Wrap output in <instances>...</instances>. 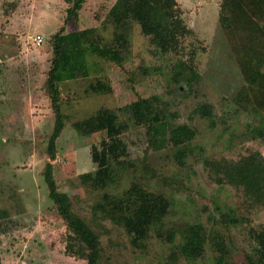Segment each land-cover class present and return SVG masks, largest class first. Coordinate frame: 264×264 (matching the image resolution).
<instances>
[{"label":"rangeland","instance_id":"1","mask_svg":"<svg viewBox=\"0 0 264 264\" xmlns=\"http://www.w3.org/2000/svg\"><path fill=\"white\" fill-rule=\"evenodd\" d=\"M114 1L84 0L75 21L63 25L67 5L61 0H0V264H84L64 254V224L42 179L53 126L43 82L50 60L48 41L60 27L65 32L95 28L103 42L113 43L107 12ZM219 2L176 0L189 31L180 42L179 54H159L138 26L129 23L120 67L84 54L83 74L59 84L66 120L55 141L52 177L57 190L71 201L72 212L97 235L101 264H168V255L179 241L177 231L192 224H201L208 235L217 231L230 249L232 264H245L253 246L249 229L264 228V208L255 210L248 223L227 230L216 224L214 203L224 210L234 206L238 196L228 186L211 184L201 164L202 158L236 160L246 150L264 156V145L246 134V126L254 124L252 118L235 104L243 82L217 26ZM36 35L41 37L40 47L32 46ZM97 81L110 91H91ZM137 96L156 98L166 131L184 125L194 132L184 146L182 166L175 162V150L159 141L145 151L144 129L123 112ZM201 104L210 106L212 125L197 113ZM99 109L112 111L126 123L120 135L126 157L115 169V183L94 190L82 185L79 176L94 171L89 150L98 148L104 133L83 136L71 125ZM133 183L161 193L169 202L157 230L160 235L151 230L140 247L130 243L122 228L91 214L103 193L121 196ZM169 230L175 234L172 243L165 238ZM213 256L207 245L196 261L178 259L174 264H214Z\"/></svg>","mask_w":264,"mask_h":264},{"label":"trees","instance_id":"2","mask_svg":"<svg viewBox=\"0 0 264 264\" xmlns=\"http://www.w3.org/2000/svg\"><path fill=\"white\" fill-rule=\"evenodd\" d=\"M61 1L67 5L63 25L75 21L84 0ZM107 15L113 29L112 44L103 42L95 28L65 32L60 27L50 36L49 67L43 82V90L53 115V126L46 142L47 162L42 179L47 197L64 224V254L78 258L84 264H101L98 237L72 212L67 195L57 190L50 164L55 160V141L66 120L59 103V84L73 80L77 74H83L80 58L84 54L120 67L124 34L129 23L136 24L141 35L149 38L161 55H177L183 51L180 42L189 33L182 24L176 0H115ZM217 26L226 37L243 82V88L235 95V104L254 122L246 126V134L249 139L264 145V0H220ZM91 91L109 92L110 89L97 81L95 86H91ZM155 102L156 98L137 96L134 102L123 108V112L128 114L133 125L144 129L148 141L145 151L159 141L175 150V162L182 166L184 146L193 138L194 132L184 125L166 131L163 112ZM197 113L212 125L209 105H199ZM71 126L83 136L104 133L98 148L91 146L89 150L95 169L81 174L80 183L94 190H103L114 184L115 169L123 165L126 157V146L120 138L127 128L126 123L120 122L112 111L99 109ZM201 164L211 184L217 187L228 186L238 196L235 205L227 206L224 210L214 203L218 215L216 224L227 230L230 226L248 223V217L255 210L264 208V156L259 151L246 150V154L236 160L224 157L202 158ZM168 208L169 202L164 195L152 193L133 183L121 196L103 193L100 202L91 208V214L98 221H109L122 228L129 236L130 243L140 247L151 230L160 235L157 230ZM249 232L253 246L251 253L245 256V264H264V228H250ZM177 233L179 241L168 255V264H174L178 259L185 263L196 261L207 245L214 253V264H232L230 249L217 231L211 230V235H208L201 224H192L184 226ZM174 235L173 230L167 231L166 241L172 243Z\"/></svg>","mask_w":264,"mask_h":264},{"label":"built area","instance_id":"3","mask_svg":"<svg viewBox=\"0 0 264 264\" xmlns=\"http://www.w3.org/2000/svg\"><path fill=\"white\" fill-rule=\"evenodd\" d=\"M41 42H42L41 37L38 35L34 36V38L32 39V43L35 47L40 46Z\"/></svg>","mask_w":264,"mask_h":264}]
</instances>
